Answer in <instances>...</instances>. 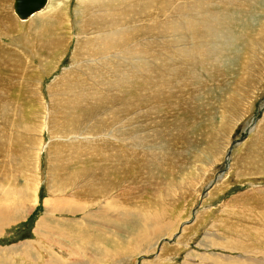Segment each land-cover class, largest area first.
I'll return each instance as SVG.
<instances>
[{
  "label": "rangeland",
  "instance_id": "374dc122",
  "mask_svg": "<svg viewBox=\"0 0 264 264\" xmlns=\"http://www.w3.org/2000/svg\"><path fill=\"white\" fill-rule=\"evenodd\" d=\"M13 1L0 0V56H4L2 59L5 60L13 52L14 58L17 60L11 64L14 65V69L10 70L7 67L11 65L5 64L4 61L2 64L0 63V74H2V78H8L7 80L18 83L17 87L14 86L15 89L11 88L9 94H7L9 90L7 91L6 89V93L2 88L0 89V207L3 208H0V218H3L0 219V264H260L259 262L262 261L261 264H263L264 244H259L257 241L258 237H262L261 231L259 233L258 230L264 229V163H258V165L256 160L253 161L252 155L255 153L253 144L260 141L257 137L264 129V63L261 65L257 64L259 60L264 62V42L257 40L264 41V0H252V6L241 11L232 10L231 7L228 8L230 10L228 12L236 20L231 26V28H234L231 30H236V32L230 35L228 40V48H232V53L229 50H222L221 47H213L215 50L223 52L224 56L226 54L223 62L224 74L218 71L217 74L213 70L208 71L203 67L202 63H196L197 65H189V62L182 64L183 60L179 58H183V56L189 58V56L180 51L185 47L184 44L178 45L182 46L181 49L177 48L175 31L179 33L185 28L194 30L201 27L203 32H205V29H209V21H216L215 26L218 29L220 27L218 33H224L226 36L228 34L226 32V28H228L225 24L226 21L217 20L218 18H216L223 13L222 10L225 11L224 8L228 7V5L225 4L227 7L224 5L226 0H98L99 2L92 0V2L94 1L98 4L95 3L94 7L93 3V6L91 5L88 8L85 3L88 10L83 4L81 5L79 0H50L45 11L33 16L27 22H22L14 14ZM85 1L87 2V0ZM88 1L92 4L90 0ZM106 2L108 4L112 3L107 5ZM220 2L223 5H219ZM135 3H139L137 7ZM99 5H102V7ZM105 5L108 7L113 6V10L109 7L110 11H113L110 12L111 14L107 11L108 7H104ZM201 5L204 7L202 8ZM193 7L198 10L197 12H204L201 10L210 8L213 12H211L212 14L216 13L214 18L210 17L209 19L208 16H204L205 19L201 17L202 19L200 20L197 14H191L194 10ZM96 8H98V11ZM100 8L104 12L99 10ZM135 9L139 12H135ZM95 10L97 13L100 11L106 15L101 14L102 16H100V13L98 15ZM116 11L119 13L117 14ZM47 12L54 13L51 18L53 22L50 23L48 21L41 23V25L30 26L32 23H37L39 18ZM60 14L62 15L61 19ZM56 16L59 18L56 19ZM177 16L180 18H176ZM93 17L97 18H95L96 21H94ZM108 17L110 18L109 20H107ZM111 20H114L115 23ZM170 22L173 24L171 25ZM185 23L186 25H184ZM52 24L57 26L54 27ZM45 26L49 27L50 30L52 29L53 32L50 30L46 32L44 30ZM93 30L94 32H91ZM110 30L111 32H119L118 36H120L117 38L121 47L118 46L119 48H116L117 46H113L114 44L107 45V40H102L103 37L111 33H109ZM99 31L100 33L102 31V33H98ZM173 32H175V40L172 41ZM163 33L164 36H162ZM166 34L169 35L167 36ZM241 35L247 36L248 39L251 38L248 40L250 42H253L252 40L256 38V43L249 44L254 45V48L257 49L251 56L256 53L257 58H262H258V60L254 58L256 59L254 60L248 55L250 52L248 49L250 48L243 42L245 40L241 39ZM89 36L93 37V39ZM99 38L102 42L104 41V45L102 42L99 43ZM164 38L169 42L166 40L167 43ZM59 40H62V45L59 48L55 49L50 46L54 41L59 42ZM39 42H43L42 45ZM97 43L98 46L100 44V47L97 46ZM261 44L262 46H260ZM46 48L48 49L46 50ZM102 48L107 51L102 53ZM169 49L172 53L169 52ZM175 50L178 51L175 52ZM44 52L45 54H43ZM50 53L52 56H50ZM168 53L173 56L174 61L170 60ZM92 54V59L87 57ZM159 56L160 59L158 58ZM163 59L169 60L165 62ZM183 65L185 67L188 65L189 71L182 70L184 68ZM105 66L108 68L107 70ZM179 66H183V68H176ZM254 66L259 68L258 75L260 73L261 75H259L257 80L260 82L253 83V86L252 83L248 84V81L252 79V75L247 67L255 70ZM261 66L262 70H260ZM96 67L99 69L97 70ZM113 68L118 73L113 71ZM86 69H89L87 71L90 72H86ZM118 69L121 70L118 71ZM127 69L129 70L127 71ZM149 71L150 73L145 75V72ZM190 71L194 73V75L192 74L193 76ZM123 73L125 78L124 76L122 77ZM129 73L133 76H129ZM178 73L181 76L180 78H178ZM191 76L193 79H191ZM106 77L112 83L111 87H104V79ZM182 77L183 79H181ZM162 78L165 82L164 85H161V83L163 84ZM118 79H123L124 81L121 80L119 82ZM186 79L188 80L187 82ZM22 80H26L23 86L21 85ZM166 80L173 81L174 84H169ZM189 80L192 82H189ZM135 81L137 84H135ZM154 81L160 83V86ZM238 81H240L238 84L242 85L241 92L238 91L239 96L233 91ZM151 82H154L159 87L162 86L163 90L170 86L166 92V90H160L157 86L154 87ZM179 82V86L183 84L186 88L184 89L183 85L179 87L177 84ZM202 82L207 85H201L200 83ZM55 83L57 85L53 87ZM93 83L96 85H93ZM120 83L124 88L121 87ZM166 83L167 87H164ZM136 86L139 87L137 90L135 89ZM141 86L146 90L145 93ZM188 86L192 88L188 89ZM10 87H12V83H9ZM65 87H68L69 90H66ZM156 87L159 89L157 90ZM74 88L77 89L75 90ZM120 88L122 91L125 89L124 92L120 91ZM83 89L87 90L83 92ZM155 89L156 91H154ZM186 89L192 93L195 90L198 91L192 94L188 93ZM177 90L185 91V94H180L183 99L182 102L178 95L182 92H177ZM154 92H159L160 96L159 93L156 94ZM155 94L156 96H154ZM173 94L175 95L172 96ZM86 95L91 98L90 101L85 100ZM100 95L105 97H100ZM169 96L172 97L170 98ZM236 96L239 97L237 99H239L241 105L239 110L237 109V113H235L236 109L233 108L234 101H232ZM68 97L70 100H68ZM93 97H97L96 99L99 100L97 101ZM157 97L160 98L158 99ZM186 97H190L194 101L196 99V101L192 102L193 100ZM75 98L80 99V101ZM116 98L117 101L119 98L121 99L117 102ZM173 98L177 100L175 99V101ZM72 99L79 103L72 101ZM82 99L84 100L83 105L87 104L88 107L87 105H82ZM105 99H113L114 101L111 100L113 101L111 103V101L107 102ZM142 99L145 102H142ZM149 100L153 102L151 103L150 101L149 104ZM188 100L192 103L190 102L191 104H188L187 111H184L185 108L183 109L182 106L186 102L189 103ZM65 101L72 103L68 109L70 111L72 107L71 112L67 111L69 117L67 120L73 122V125H67L70 123L66 119L64 120L66 123H63L62 114L65 112V107L62 103ZM99 101L101 104H99ZM178 101L180 102L179 104ZM73 102L77 106H74ZM97 102L99 103L97 104ZM103 102L106 104H103ZM169 102L170 104H168ZM176 102L178 105L175 104L174 106ZM130 103H133L132 107ZM161 104H165L163 105L165 107L162 108ZM108 105L113 109L111 110ZM125 105L129 107H127L128 110ZM93 106L95 107L94 109ZM105 106L106 108H103ZM120 106L125 108L123 109L124 114L128 112L131 114L128 113L126 118H123L121 114H124L121 112L122 108ZM170 106L173 107L171 108ZM57 107H59L60 112ZM78 107L79 109H76ZM83 107H87L88 111L83 109ZM116 107L121 110H118L121 117ZM106 110L110 112L106 114ZM195 110H198V120H196V117L194 121H190L192 128H190L189 133L183 132L184 137H189L188 140L194 143H185L183 139L178 140L177 137L173 138V140L169 138L170 136L161 137L158 135L165 131L164 128H170L169 122H171V118L167 116L171 117V113L172 117L177 118L175 119L177 122H186L188 124L191 113ZM161 111L165 112V114ZM90 112L92 113L90 114ZM103 112L105 114H102ZM173 112L175 115H173ZM187 112H189L188 115ZM76 113L77 116H75ZM108 113H111L112 116L115 115L114 118H111L112 116ZM162 114L163 116H160ZM102 115L104 118H100L103 117ZM73 116H75L74 120H72ZM84 117L90 119L93 117L91 126L94 121H99L98 123L94 122L93 126H98L99 131L102 127L107 128V135L102 131L98 132V128H91L94 132L91 130L90 134L86 135L87 126H81L83 121H79L83 120ZM105 117H108L107 120ZM130 117L132 120L129 121ZM110 118L111 120L116 119V121H111ZM121 118V121L118 120ZM140 121H143L142 123L147 122L146 124L149 123V125H145V123L143 125ZM74 122L77 123L76 126ZM125 122L128 123L125 124ZM62 123L63 126L64 124L66 125L65 130L67 131L69 129L73 131V129L78 127L85 130L84 132H74L68 136H63L59 132L63 129H58ZM121 123L123 126L119 125ZM152 123L155 124L151 126ZM161 124L164 126H161ZM142 125L146 127L143 128ZM177 125V123H174L175 127H178ZM147 126L150 129L148 128L147 130ZM174 126L173 128H175ZM130 127L134 128V131ZM137 128H139V131ZM120 129L123 131L122 133ZM152 129L154 131L150 132ZM124 130L129 133H125L127 131ZM118 131L122 135H118ZM155 131L157 132L154 133ZM132 135H137L141 139H137V141L130 140L131 142H129L128 139H132ZM103 136H106L105 141L109 140L107 141L109 147L111 144H116H114V147L112 145L110 148L104 147L108 152H105L104 148H97L94 143L96 139H102ZM149 140L160 142L164 147L163 150L171 151L170 154L174 151L170 148L174 147V154L167 157L168 155L164 156L166 152L164 153L163 151V153H157L156 158L149 152H143L140 157L133 159H130L131 156L128 158L124 154H121L122 157L118 155V158H121L118 167L123 172L116 170L112 163V165L110 164L111 170L118 172L110 175L111 179L103 189L98 192L95 189L96 186H90L88 183L89 179L86 180V178L90 173L96 171L91 166L95 165V163L100 165L101 162V164L111 163V161H107L108 156L106 155H110L109 149L112 148L114 150L111 149L113 153L116 152L115 155H117L120 148L125 150L126 145L128 144L129 146V143L133 142L137 146L139 144L146 146ZM168 141L171 143H168ZM261 143L264 144V139ZM101 150H104L103 153ZM66 155H70L71 158ZM75 156L76 159H74ZM67 157L69 158L68 162ZM145 158H149V163L144 166L142 164L146 160ZM160 158L161 162H158ZM180 158H185L186 160ZM123 159L125 163H122L121 160ZM76 160L78 161L77 164ZM133 160L136 161L133 162ZM74 162L75 164H72ZM126 163L128 164L127 167H125ZM133 163L136 165L135 168ZM67 164H71L70 167ZM83 164L84 166H82ZM138 164H141L140 169ZM143 166L144 169L146 167L144 171L151 170L153 167V175L150 170L146 173L143 172ZM88 167L91 168L86 171ZM84 170L86 173L82 174ZM134 173L137 176L141 175L143 177L144 175V180L141 184L139 183L141 179L138 178L137 182L134 180V177L137 178ZM148 176H150L151 180H148ZM112 181L117 182V184ZM73 184L75 185L73 186ZM65 186L67 188L63 190ZM173 186L175 187L173 188ZM34 187L38 189L37 195L34 194ZM82 189L87 191L79 193ZM125 189L126 191H123ZM101 194L102 196H100ZM124 206L131 207L134 217L119 222L117 220L125 214L123 213L124 211H121L122 209L119 210V207L125 208ZM9 212H11V215ZM114 215L118 216V218ZM151 216L159 217V221L156 219L149 221L146 218ZM133 222L139 224L136 225ZM133 228L135 229L133 230Z\"/></svg>",
  "mask_w": 264,
  "mask_h": 264
},
{
  "label": "bare ground",
  "instance_id": "6f19581e",
  "mask_svg": "<svg viewBox=\"0 0 264 264\" xmlns=\"http://www.w3.org/2000/svg\"><path fill=\"white\" fill-rule=\"evenodd\" d=\"M91 2H92V0H90ZM98 0H96V2H97ZM102 1V0H101ZM104 1H106V0H104ZM107 1H109V0H107ZM111 1V0H110ZM113 1V0H112ZM117 1V0H116ZM14 2H15V0L13 1V5H12V8H13V12H14V14H16L15 13V11H14ZM49 2H50V0H48V2H47V4H46V6L43 8V9H41L39 12H35V14H32L31 15V17L29 18V19H26V20H23V19H21V18H19L18 17V15L16 14V16H17V18L19 19V20H21L22 22H27V21H29L33 16H35V15H37V14H39V13H42L43 11H45L46 10V7L49 5ZM79 2L81 3V5L83 4L84 6H85V3H86V6L89 8V6H93V3H94V7H95V3L96 2H92V4L87 0V2L85 1V0H79ZM99 2V1H98ZM136 2V1H135ZM104 3V2H103ZM110 3V2H109ZM112 3V2H111ZM111 3L110 4H108L107 2H106V4L107 5H111ZM116 3V2H115ZM203 3V2H202ZM252 3H253V1L252 0H226V1H224V5L226 4V5H228V7L225 5V7H227V8H224L225 9V11H223L222 10V14H219L218 15V17H216V18H218L217 20H225L224 22H225V24L227 25V27L229 28L230 27V29H228V28H226L227 30H226V32L228 33H226L227 35L225 36V34L223 35V34H220V33H218L219 32V29H220V27H219V29L215 26L216 24V21H209V23H208V28L209 29H205L204 31L205 32H203V30L201 29V27H200V29H194V30H190L189 28H185V30H181V31H179V33H177V31H175L176 32V45H177V48H182V46H178V45H180V44H184V48L182 49V50H180V51H182L183 52V54H187L188 56H189V58H187V57H184L183 56V58L181 57V58H179V59H182L183 60V62H182V64H186V63H188L189 65H191V64H196V63H202V65H203V67L204 68H206L208 71H216V73H217V71L218 72H220L221 74H224V68H223V62H224V60H225V56H226V54H225V56H224V53L223 52H221V51H219V50H215L213 47H215V46H217V47H221L222 48V50H229V52H231L232 53V48H228L229 47V45H228V40H229V38H230V35H233V34H235V32H236V30L235 31H232L231 29H234V28H231V26H232V24L233 23H235V21L236 20H234L233 18H234V16L231 14V13H229L228 11H230L228 8L229 7H231L232 8V10H238V11H241V10H245V9H248V8H250L251 6H252ZM96 4H98V3H96ZM101 4V3H100ZM114 4V3H113ZM119 4V3H118ZM121 4H123V3H121ZM125 4H127V3H125ZM132 4V3H131ZM130 4V5H131ZM135 4H137V3H135ZM139 4V3H138ZM138 4L137 5H135L136 7L138 6ZM201 4V3H200ZM102 5H104V4H102ZM102 5L100 6V7H102ZM134 5V4H133ZM141 5V4H140ZM204 5V4H203ZM203 5H201L202 6V8L204 7ZM219 5H223L222 4V2H220L219 3ZM85 6V7H86ZM142 6V5H141ZM199 6V5H198ZM87 7H86V10H88L87 9ZM104 7H108V6H104ZM103 7V8H104ZM110 7V6H109ZM108 7V8H109ZM115 7V6H114ZM121 7V6H120ZM122 7H124V6H122ZM224 7V6H223ZM222 7V8H223ZM108 8H107V11H109V14H111L110 12H113V11H110V8H111V10H113L114 8H113V6L112 7H110L109 8V10H108ZM119 8V7H118ZM130 8V7H129ZM194 8V7H193ZM91 9V8H90ZM98 8H96V10H97ZM120 9V8H119ZM256 9V8H255ZM95 10V11H96ZM99 10H101V8L99 9ZM117 10V9H116ZM199 10H201V9H199ZM98 11V10H97ZM97 11H96V13H97ZM101 11H103V10H101ZM119 11V10H118ZM118 11H116L117 12V14L119 13ZM135 12H139V11H137V9H135L134 10ZM196 11V12H195ZM198 10H196V8H194V10H193V13H191L192 15H194V14H197L199 17H200V20L202 19L201 17H204V16H208L209 17V19H210V17H213L214 18V15H215V13L214 14H212L213 12H212V10L209 8V9H203V10H201V11H204V12H197ZM214 11V10H213ZM104 12V11H103ZM190 12V11H189ZM192 12V11H191ZM212 12V13H211ZM58 13H59V11H58ZM94 13V12H93ZM99 13H100V16H102L101 14H105V13H101L100 11H99ZM99 13H97L98 15H99ZM106 13H108V12H106ZM182 13V12H181ZM248 13V12H247ZM54 13H52V12H47L46 14H44V15H42L40 18H39V20L37 21V23H32L30 26H34V25H41V23H44V22H53V20L51 19L52 18V15H53ZM56 15H57V13H55ZM92 14V13H91ZM116 14V13H115ZM114 14V15H115ZM123 14V13H122ZM139 14V13H138ZM1 15V14H0ZM48 15V16H47ZM59 15V14H58ZM61 15V14H60ZM106 15V14H105ZM113 15V14H112ZM172 15V14H171ZM45 16H47V17H45ZM179 16V15H178ZM176 17V18H180V17ZM183 16V15H182ZM186 16V15H185ZM196 16V15H195ZM54 17V16H53ZM61 17H62V15L60 16V19H61ZM86 17V16H85ZM116 17V16H115ZM120 17H121V15H120ZM126 17V16H125ZM173 17V16H172ZM171 17V18H172ZM184 17V16H183ZM59 18V17H58ZM57 18V16H56V19H58ZM94 18V17H93ZM96 18V17H95ZM94 18V19H95ZM104 18V17H103ZM106 18V17H105ZM119 18V17H118ZM176 18H175V20H176ZM215 18V19H216ZM97 19V18H96ZM96 19L94 20V21H96ZM110 18L108 17L107 18V20H109ZM120 19V18H119ZM192 19V18H191ZM191 19H189V21H191ZM204 19H205V17H204ZM203 19V20H204ZM175 20H173V21H175ZM195 20H197L196 18H195ZM202 20V21H203ZM207 20H208V18H207ZM206 20V21H207ZM1 21V20H0ZM5 21V20H4ZM3 21V22H4ZM12 21H13V19H12ZM111 21H113L114 22V20H111ZM126 21V20H125ZM124 21V22H125ZM172 21V22H173ZM117 22V21H116ZM119 23H120V21H118ZM177 22V21H176ZM175 22V23H176ZM188 22V21H187ZM195 22V21H194ZM62 23V22H61ZM60 23V24H61ZM94 23V22H93ZM108 23H110V22H108ZM115 23V22H114ZM122 23V22H121ZM164 23V22H163ZM174 23V22H173ZM173 23H171L170 22V24L172 25ZM179 23V22H178ZM190 23V22H189ZM63 24V23H62ZM84 24V23H83ZM168 24V23H167ZM166 24V25H167ZM190 24H192V23H190ZM198 24V23H197ZM46 25V24H45ZM88 25H89V23H88ZM110 25V24H109ZM118 25H120V24H118ZM177 25V24H176ZM184 25H186V23L184 24ZM187 25H189V24H187ZM199 25V24H198ZM205 25V24H204ZM9 26V25H8ZM43 26V25H42ZM52 26H54V27H56L57 25H55V24H52ZM62 26V25H61ZM89 26H91V24L89 25ZM108 26V25H107ZM183 26V25H182ZM192 26H193V24H192ZM197 26V25H196ZM202 26H203V24H202ZM225 26V25H224ZM96 27V26H95ZM130 27V26H129ZM162 27V26H161ZM179 27V26H178ZM185 27V26H184ZM195 27V26H194ZM198 27V26H197ZM204 27V26H203ZM202 27V28H203ZM206 27V26H205ZM45 29L44 30H46V32H49V30H50V28L49 27H47V26H45L44 27ZM108 28V27H107ZM148 28H149V26H148ZM192 28V27H191ZM9 29H11V28H9ZM32 29V28H31ZM43 29V28H42ZM110 29V28H109ZM223 29V28H222ZM86 30V29H85ZM122 30V29H121ZM175 30V29H174ZM224 30V29H223ZM223 30H222V32H223ZM264 30V29H263ZM13 31V30H12ZM34 31V30H33ZM50 31H52L53 32V30L51 29ZM95 31H98V30H95ZM105 31V30H104ZM225 31V30H224ZM91 32H94V30L93 31H91ZM111 32V30L109 31V33ZM175 32H173V35H172V37L174 38H172L171 40L173 41V40H175ZM261 32H263V31H261ZM54 33H55V31H54ZM98 33H100V31L98 32ZM101 33H102V31H101ZM100 33V34H101ZM108 33V32H107ZM128 33H130V32H128ZM51 34V33H50ZM105 34V33H104ZM118 34H119V32L118 31H113V32H111L110 34H107V36L106 37H100V38H102V40H107V45H109V44H114L113 46H117L116 48H119L118 46H120L121 47V45H120V43H119V41H118V38L117 37H119L118 36ZM170 34V33H169ZM168 34V35H169ZM172 34V33H171ZM53 35V34H52ZM97 35V34H96ZM162 35V34H161ZM167 35V34H166ZM167 35V36H168ZM55 36V35H54ZM54 36H51V37H54ZM94 36H95V34H94ZM162 36H164V33H163V35ZM243 35H241V39H243V40H245V41H243V42H245V44H247V47H249L250 49H248V50H250V52H249V56H251V54L255 51V50H257V49H255L254 47V45H249L250 43L252 44V43H256L255 41H256V38H254L252 41L253 42H250V41H248V40H250L251 38H247V36H243ZM35 37V36H34ZM90 37V36H89ZM249 37V36H248ZM37 38H39V37H37ZM36 38V39H37ZM90 38H92L93 39V37H90ZM99 38V39H100ZM53 39V38H52ZM169 39V38H168ZM102 40L100 39V42L99 43H101L102 42ZM164 40H165V38H164ZM167 40V39H166ZM165 40V41H166ZM259 42H264V41H262V40H260V39H257ZM52 41V40H51ZM87 41H89V40H87ZM168 41V40H167ZM166 41V42H167ZM191 41V42H190ZM91 40H90V44H91ZM106 42V41H105ZM169 42V41H168ZM167 42V43H168ZM247 42V43H246ZM259 42H257V43H259ZM43 43V42H42ZM42 43H40L39 42V44H41L42 45ZM58 43H59V46H58ZM81 43V42H80ZM103 43V45H104V41L102 42ZM164 43V42H163ZM167 43H166V45H167ZM186 44V45H185ZM62 45V40H59V42L58 41H54L53 42V44H51L50 46L52 47V48H55V49H57V48H59L60 46ZM86 45H87V42H86ZM89 45V44H88ZM92 45V44H91ZM93 45H94V42H93ZM107 45H105V46H107ZM165 45V44H164ZM256 45V44H255ZM44 46V45H43ZM58 46V47H57ZM97 46H98V43H97ZM105 46H103V47H105ZM124 46V45H123ZM169 46H170V44H169ZM260 46H262V44L260 45ZM87 47V46H86ZM93 47V46H92ZM98 47H100V44H99V46ZM167 47V46H166ZM38 48V47H37ZM90 48V47H89ZM106 48V47H105ZM104 48V49H105ZM123 48V47H122ZM261 48V47H260ZM48 48H46V50H47ZM51 49V48H50ZM92 49V48H91ZM103 49V48H102ZM102 50L101 52L103 53V51H107V50ZM133 49V48H132ZM166 49V48H165ZM170 49H172V48H170ZM169 49V50H170ZM174 49H176V48H174ZM37 50V49H36ZM110 50V49H109ZM247 50V49H246ZM41 51V50H40ZM172 51H173V49H172ZM176 51H178V50H175V52ZM242 51V50H241ZM39 52V51H38ZM43 52V51H42ZM47 52V51H46ZM124 52V51H123ZM165 52H166V50H165ZM170 53H172L171 52V50L169 51ZM181 52V53H182ZM227 52V51H226ZM244 52H245V50H244ZM260 52V51H259ZM261 52H262V49H261ZM41 53V52H40ZM126 53V52H125ZM14 53L13 52H11V54H9L7 57H6V59L5 60H3L2 58L4 57V56H0V63L2 64L3 63V61H4V63L5 64H8V65H11V64H13L14 62H15V58H14V55H13ZM43 54H45V52L43 53ZM136 54V53H135ZM146 54V53H145ZM158 54V53H157ZM245 54V53H244ZM3 55V54H2ZM47 55V54H46ZM76 56H77V54H75ZM94 55H96V54H94ZM100 55V54H99ZM104 55V54H103ZM131 55V54H130ZM229 55V54H228ZM259 55V54H258ZM50 56H52L51 55V53H50ZM49 56V58H51ZM168 56L170 57V60H172V61H174V59H173V56L171 55V54H169L168 53ZM178 56V55H177ZM261 56H263V55H261ZM54 57V56H53ZM87 57H89V58H91V57H93V54L92 55H90V56H87ZM123 57H124V54H123ZM166 57V56H165ZM253 59L254 58H257V54L255 53L254 55H252L251 56ZM159 59H160V56L158 57ZM163 58V57H162ZM175 58V57H174ZM178 58V57H177ZM244 58V57H243ZM247 58V57H246ZM258 58H262V57H258ZM258 58H257V60H258ZM47 59V58H46ZM92 59V58H91ZM139 59H140V57H139ZM163 60H165V62L167 61V60H169V59H163ZM254 60H256V59H254ZM17 61V60H16ZM113 61V60H112ZM178 61V60H177ZM82 62V61H81ZM116 62V61H115ZM121 62V61H120ZM176 62V61H175ZM106 63H111V62H106ZM254 64H256L255 62H253ZM262 63H264L263 61H258L257 62V64L258 65H261ZM112 64H113V62H112ZM117 64V63H116ZM115 64V65H116ZM125 64V63H124ZM94 65V64H93ZM96 65V64H95ZM105 65H107V64H105ZM197 65V64H196ZM118 66V65H117ZM184 66V65H183ZM183 66L182 67H176V68H179V69H181V68H183ZM249 66H253V65H249ZM14 67V65H11V66H9V67H7L8 68V70H10V69H14L13 68ZM126 67V66H125ZM255 67V70L254 69H250V67H247L248 68V70H249V73L252 75V79L251 80H249L248 81V84H253V83H255V82H260V81H257L258 79H259V75H261V73L258 75V73H259V71H258V67H256V66H254ZM6 68V69H7ZM20 68V67H19ZM19 68H17L18 70H20ZM84 68V67H83ZM105 68H106V66H105ZM262 68V66L260 67V70H262L261 69ZM96 69L98 70L99 68H97L96 67ZM100 69H101V66H100ZM108 68H106V70H107ZM114 70L113 71H116L117 72V70L115 69V68H113ZM122 69V68H121ZM121 69H118V71L119 70H121ZM147 69V68H146ZM194 69V68H193ZM192 69V70H193ZM17 70V71H18ZM79 70V69H78ZM87 70H89V69H86V72H90V71H87ZM103 70V69H102ZM129 69H127V71H128ZM135 70H137V69H135ZM148 70V69H147ZM182 70H187V71H189V67H188V65H187V67H185L184 66V68L182 69ZM191 70V69H190ZM33 71V70H32ZM81 71V70H80ZM101 71V70H100ZM246 71V70H245ZM13 72V71H12ZM20 72V71H19ZM109 72V71H108ZM115 72V73H116ZM138 72H139V70H138ZM174 72H176V71H174ZM179 72V71H178ZM181 72V71H180ZM183 72V71H182ZM191 72V75L193 74L194 75V73H192V71H190ZM189 72V73H190ZM6 73V72H5ZM11 73V72H10ZM105 73V72H104ZM114 73V72H113ZM118 73V72H117ZM128 73V72H127ZM131 73H133V72H131ZM139 73H141V72H139ZM146 73L148 74V73H150V71L149 72H145V75H146ZM35 74V73H34ZM82 74V73H81ZM101 74V73H100ZM175 74V73H174ZM177 74V73H176ZM197 74H199V73H197ZM210 74V73H209ZM215 74V73H214ZM218 74V73H217ZM220 74V75H221ZM246 74V73H245ZM2 74H0V89L2 88L3 90H4V92H6V89H7V91H8V93L7 94H9L10 93V90H11V88H14V86L15 87H17V84L18 83H15V81L13 82L12 80H7V79H4V78H2V76H1ZM65 75V74H64ZM84 75V74H83ZM88 75V74H87ZM108 75V74H107ZM131 74L129 73V76H130ZM150 75V74H149ZM165 75V74H164ZM178 75H179V73H178ZM192 75V76H193ZM200 75V74H199ZM220 75H218V76H220ZM248 75V74H247ZM79 76H81V75H79ZM98 76V75H97ZM124 76V78H125V75H124V73L122 74V77ZM131 76H133V75H131ZM135 76V75H134ZM171 76V75H170ZM192 76H191V79H193L192 78ZM216 76V75H215ZM221 76H223V75H221ZM5 77V76H4ZM117 77V76H116ZM137 77V76H136ZM161 77V76H160ZM173 77V76H172ZM181 76L179 75V77L178 78H180ZM185 77V76H184ZM198 77V76H197ZM201 77V76H200ZM224 77V76H223ZM250 77V76H249ZM13 78V77H12ZM81 78V77H80ZM91 78V77H90ZM89 78V79H90ZM133 78V77H132ZM135 78V77H134ZM140 78V77H139ZM145 78V77H144ZM165 78H166V76H165ZM174 78V77H173ZM173 78H171V79H173ZM176 78V77H175ZM188 78V77H187ZM216 78V77H215ZM221 78V77H220ZM25 79V78H24ZM100 79V78H99ZM98 79V80H99ZM108 78L106 77L105 79H104V87L105 88H108V87H111L110 85L112 84L111 82H110V80H107ZM116 79V78H115ZM135 79H137V78H135ZM134 79V80H135ZM143 79V78H142ZM141 79V80H142ZM167 79H169V78H167ZM181 79H183V77L181 78ZM189 79V78H188ZM195 79V78H194ZM199 79V78H198ZM222 79H224V78H222ZM14 80V79H13ZM87 80V79H86ZM92 80V79H91ZM90 80V81H91ZM93 80H94V78H93ZM98 80H96V81H98ZM102 80V79H101ZM119 80V79H118ZM118 80H117V82H118ZM122 81H124L123 79H121ZM121 80H119V82L121 81ZM133 80V81H134ZM140 80V81H141ZM175 80V79H174ZM179 80V79H178ZM185 80V79H184ZM184 80H183V82H184ZM237 80V79H236ZM235 80V81H236ZM241 80V79H240ZM24 81H26V80H22L21 81V85L23 86V83H24ZM62 81H63V79H62ZM114 81H116V80H114ZM126 81V80H125ZM138 81V80H137ZM144 81V80H143ZM162 81H163V84L161 83V85H164V79L162 78ZM188 80L186 79V82H187ZM61 82V81H60ZM66 82V81H65ZM83 82V81H82ZM93 82H95V81H93ZM118 82V83H119ZM139 82V81H138ZM142 82V81H141ZM149 82V81H148ZM155 82V81H154ZM154 82H151V83H153L154 84ZM166 82L167 83H169V84H174V82L172 81H170V80H166ZM181 82V81H180ZM180 82L179 83H177L178 84V86H179V84H180ZM189 82H192V81H190L189 80ZM195 82V81H194ZM193 82V83H194ZM198 82V81H197ZM240 81H238L237 82V86L235 87V88H233L234 90V92L236 93V94H238V96H239V93H238V91H240L241 89H242V85L240 86L238 83H239ZM245 82H246V80H245ZM9 83H12V87H10L9 88ZM57 83V82H56ZM53 84V87H55L57 84ZM59 83V82H58ZM70 83V82H69ZM90 83V82H89ZM96 83V82H95ZM98 83H99V81H98ZM116 83V82H115ZM117 83V84H118ZM122 83V82H121ZM120 83V84H121ZM155 83H158V82H155ZM167 83H166V86H164V87H167ZM244 83V82H243ZM25 84V83H24ZM74 84V83H73ZM123 84V83H122ZM122 84H121V87H123L122 86ZM129 84V83H128ZM134 84V83H133ZM135 84H137L136 83V81H135ZM139 84V83H138ZM146 84V83H145ZM145 84H143V85H145ZM159 84V86H160V83H158ZM176 84V85H177ZM186 84V83H185ZM195 84V83H194ZM201 85H207L205 82H202V83H200ZM246 84V83H245ZM248 84H247V86H248ZM257 84V83H256ZM93 85H96V84H94L93 83ZM98 85V84H97ZM114 85V84H113ZM150 85V84H149ZM183 85V84H182ZM181 85V86H182ZM71 86V85H70ZM115 86V85H114ZM120 86V85H119ZM118 86V87H119ZM125 86V85H124ZM137 86H139V85H137ZM136 86V90L140 87H137ZM151 86H153L152 84H151ZM155 86H157V85H155L154 84V87ZM159 86H157V87H159ZM170 86V85H169ZM168 86V87H169ZM181 86H179V87H181ZM194 86V85H193ZM196 86H197V84H196ZM245 86V85H244ZM246 86V87H247ZM250 86V85H249ZM252 86V85H251ZM253 86H254V84H253ZM26 87V86H25ZM52 87V86H51ZM62 87V86H61ZM60 87V88H61ZM74 87V86H73ZM99 87H100V85H99ZM135 87V86H134ZM141 87H143V86H141ZM157 87H156V89H157ZM168 87H167V89H168ZM172 87V86H171ZM183 87H184V85H183ZM190 87V88H189ZM9 88V89H8ZM66 88V87H65ZM80 88H82V87H80ZM94 88H96L95 86H94ZM124 88V87H123ZM125 88H127V87H125ZM129 88H131V87H129ZM153 88V87H152ZM160 88V90L162 89L163 90V87L161 86V87H159ZM158 88V89H159ZM173 88V87H172ZM186 87H184V89H185ZM192 87L191 86H188V89H191ZM244 88V87H243ZM15 89V88H14ZM59 89V88H58ZM75 89V88H74ZM77 89V88H76ZM75 89V90H76ZM79 89V88H78ZM117 89V88H116ZM156 89L154 90V91H156ZM157 89V90H158ZM165 89V88H164ZM167 89H165L166 90V92H167ZM179 89V88H178ZM183 89V88H182ZM195 89V88H194ZM29 90V89H28ZM66 90H69V88L67 87L66 88ZM84 90V89H83ZM87 90V89H86ZM86 90H84L83 92H85ZM90 90V89H89ZM109 90V89H108ZM111 90V89H110ZM120 91H122L121 90V88L119 89ZM125 90V89H124ZM124 90L122 91V92H124ZM142 90H144V87H143V89ZM159 90V92L161 93V91ZM165 90H163V91H165ZM171 90V89H170ZM175 90H176V88H175ZM205 90V89H204ZM207 90V89H206ZM236 90V91H235ZM244 90V89H243ZM2 91V90H1ZM13 91V90H12ZM105 91H106V89H105ZM127 91H129V90H127ZM139 91V90H138ZM145 91L146 90H144V93H145ZM147 91H148V89H147ZM172 91H174V90H172ZM178 91H181V90H177V92ZM186 91L188 92V90L186 89ZM198 90H195V91H193V93L194 92H197ZM3 92V93H4ZM50 92H51V88H50ZM71 92V91H70ZM82 92V91H81ZM95 92V91H94ZM97 93H99L98 91H96ZM130 92V91H129ZM134 92V91H133ZM142 92V91H141ZM140 92V93H141ZM159 92H157V93H159ZM169 92V91H168ZM176 92V93H177ZM182 92V91H181ZM189 92H190V90H189ZM188 92V93H189ZM241 92V91H240ZM60 93V92H59ZM77 93V92H76ZM91 93H92V91H91ZM108 93V92H107ZM131 93V92H130ZM129 93V94H130ZM154 93H156V92H154ZM156 93V94H157ZM160 93H159V96H160ZM170 93V92H169ZM172 93V92H171ZM185 94V91L184 92H182V93H179L178 95H179V97L181 96L180 94ZM190 93H192V92H190ZM192 93V94H193ZM201 93V92H200ZM203 93H204V91H203ZM68 94V93H67ZM84 94V93H83ZM93 94V93H92ZM116 94H117V92H116ZM133 94V93H132ZM142 94V93H141ZM147 94V93H146ZM156 94L154 95V96H156ZM164 94V93H163ZM167 94V93H166ZM69 95V94H68ZM74 95V94H73ZM77 95H79V94H77ZM98 95V94H97ZM102 95V94H101ZM100 95V97H105V96H101ZM110 95V94H109ZM118 95V94H117ZM117 95H115V96H117ZM122 95V94H121ZM131 95V94H130ZM135 95V94H134ZM143 95V94H142ZM141 95V96H142ZM171 95V94H170ZM175 94H173L172 96H174ZM177 95V94H176ZM53 96V95H52ZM60 96H61V94H60ZM87 96V95H86ZM111 96H112V94H111ZM123 96V95H122ZM122 96H121V98H122ZM139 97H140V95H138ZM162 96V95H161ZM164 96H165V94H164ZM172 96H169L170 98L172 97ZM183 96V95H182ZM184 96H186V95H184ZM190 97H191V95H189ZM62 97V96H61ZM70 97V96H69ZM68 97V100H70V98ZM72 97V96H71ZM79 97V96H78ZM77 97V98H78ZM91 97V96H90ZM99 97V98H100ZM119 97V96H118ZM127 97V96H126ZM145 97H147L146 95H145ZM145 97H143V98H145ZM177 97V96H176ZM178 97V98H179ZM190 97H186V98H190ZM193 97V96H192ZM83 98V97H82ZM93 98H97V97H93ZM92 98V100H94ZM121 98H119L118 99V101H120V99ZM149 98V97H148ZM147 98V99H148ZM154 98V97H153ZM158 98V97H157ZM160 98V97H159ZM158 98V99H159ZM162 99H164L163 97H161ZM166 98V97H165ZM181 98V97H180ZM194 98V97H193ZM237 98H239V97H234V99L232 100V101H234V107L233 108H235L236 109V111H235V113H237V111L239 110V107L241 106L240 105V103H239V99H237ZM64 99V98H63ZM76 99V98H75ZM74 99V100H75ZM103 99V98H102ZM108 99V98H107ZM125 99V98H124ZM136 99H138V98H136ZM147 99H146V101H147ZM158 99H156V100H158ZM174 99V98H173ZM176 99V98H175ZM174 99V100H175ZM182 99V98H181ZM191 99V98H190ZM0 100H1V98H0ZM61 100V99H60ZM65 100V99H64ZM64 100H61V101H64ZM67 100V99H66ZM73 99H72V101H74ZM76 100H78V99H76ZM83 100V99H82ZM82 100H81V102H82ZM85 100L86 101H90L91 100V98H88V96L87 97H85ZM97 100V99H96ZM99 100V99H98ZM97 100V101H98ZM104 100V99H103ZM111 100H113V99H109V100H106L105 99V101H111ZM126 100V99H125ZM125 100H121V101H125ZM128 100V99H127ZM139 100H140V98H139ZM143 100V99H142ZM170 100V99H169ZM173 100V101H174ZM177 100V99H176ZM175 100V101H176ZM180 100V99H179ZM191 100H193L192 102H195L196 101V99H195V101H194V99H191ZM242 100V99H241ZM78 101H80V99L78 100ZM78 101H74V102H78ZM85 101V102H86ZM100 101H101V98H100ZM99 101V102H100ZM114 101V100H113ZM113 101H111V103L113 102ZM116 101H117V98H116ZM117 101V102H118ZM130 101V100H129ZM133 101V100H132ZM135 101H137V100H135ZM150 101L151 100H149V104H150ZM166 101V100H165ZM164 101V102H165ZM167 101H168V99H167ZM166 101V102H167ZM174 101V102H175ZM183 101V99L181 100V102ZM202 101V100H201ZM73 102V105L74 106H77L76 105V103H74ZM81 102H80V104H81ZM99 102H97V104L99 103ZM102 102V101H101ZM101 102L99 103V104H101ZM128 102V101H127ZM142 102H145L144 100L142 101ZM153 101H151V103H152ZM162 102V101H161ZM165 102V103H166ZM170 102H172V101H170ZM170 102L168 103V104H170ZM188 102L189 103H183L184 105L182 106L183 107V109H184V111H187L186 109L188 108L187 106H188V104L190 105L192 102L190 101V100H188ZM191 102V103H190ZM3 103V102H2ZM57 103V102H56ZM55 103V104H56ZM60 103V102H59ZM79 103V102H78ZM77 103V104H78ZM90 103V102H89ZM116 103V102H115ZM122 103V102H121ZM126 103V102H125ZM124 103V104H125ZM135 103V102H134ZM147 103V102H146ZM180 102L178 101V104H179ZM241 103H242V101H241ZM58 104V103H57ZM56 104V105H57ZM62 104H64V107H65V112L62 114L63 115V123H66V121L64 122V120L66 119H68L69 117H68V115H67V111H69L68 109H69V106L72 104H70V103H68V101H65L64 103H62ZM79 104V105H80ZM84 104V100H83V103H82V105ZM86 104V103H85ZM91 104V103H90ZM89 104V105H90ZM97 104H95L96 106H98ZM103 104H106V103H104L103 102ZM102 104V105H103ZM109 104V103H108ZM120 104V103H119ZM118 104V105H119ZM128 105H129V103H127ZM131 104V103H130ZM133 104V103H132ZM132 104H131V107H132ZM136 104V103H135ZM139 104H141V103H139ZM144 104V103H143ZM175 104H177V102L176 103H174V106H175ZM177 104V105H178ZM194 104V103H193ZM232 104V105H233ZM87 105V104H86ZM86 105H83V106H86ZM93 105V104H92ZM94 105V106H95ZM111 106H112V104H110ZM114 105V104H113ZM138 105V104H137ZM148 105V104H147ZM162 105V104H161ZM163 105H165V104H163ZM163 105H162V108H164L163 107ZM173 105V104H172ZM181 105H182V103H181ZM60 106V105H59ZM93 106V109L96 107H94ZM116 106V105H115ZM124 106V105H123ZM126 106V105H125ZM134 106V105H133ZM180 106V105H179ZM186 106V107H185ZM197 106V105H196ZM5 107V106H4ZM82 107V106H81ZM87 107H88V105H87ZM86 107V108H87ZM108 107H109V105H108ZM128 106H126L125 108H127ZM138 107V106H137ZM143 107V106H142ZM159 107V106H158ZM167 107V106H166ZM171 108L173 107V106H170ZM191 107H193L192 105H191ZM12 108V107H11ZM58 109H59V107H57ZM63 108V107H62ZM86 108H84L83 107V109H86ZM97 108V107H96ZM99 108H100V106H99ZM103 108H106V106L105 107H103ZM110 108V107H109ZM116 108H118V107H116ZM120 108H122V111L121 110H119V108L117 109V112H118V110L119 111H121V112H123V109H125L124 107H121L120 106ZM129 108V107H128ZM128 108H127V110H128ZM159 108H161V107H159ZM169 108V107H168ZM167 108V109H168ZM175 108V107H174ZM232 108V109H233ZM76 109H79V107L78 108H76ZM80 109H82V108H80ZM91 109H92V107H91ZM93 109H92V112H93ZM111 109V108H110ZM113 109V108H112ZM111 109V110H112ZM132 109V108H131ZM154 109V108H153ZM166 109V110H167ZM234 109V110H235ZM238 109V110H237ZM71 110H72V107H71ZM71 110L69 111V112H71ZM73 110H75V109H73ZM87 111H88V109H86ZM90 110V109H89ZM102 110V109H101ZM104 110V109H103ZM151 110V109H150ZM149 110V111H150ZM161 110V109H160ZM165 110V111H166ZM169 110V109H168ZM176 110V109H175ZM206 110H208V109H206ZM76 111V110H75ZM83 111V110H82ZM97 111V110H96ZM130 111H132V110H130ZM148 111V112H149ZM157 111H158V109H157ZM163 111V110H162ZM161 111V112H162ZM192 111V110H191ZM59 112H60V109H59ZM61 112H62V110H61ZM68 112V113H69ZM74 112V111H73ZM92 112H90V114L92 113ZM106 112V114H107V112H110L109 110H106L105 111ZM105 112H103L102 114H105ZM112 112V111H111ZM116 112V113H117ZM128 112V111H127ZM132 112H134V111H132ZM167 112V111H166ZM171 112V111H170ZM175 112V111H174ZM173 112V113H174ZM183 112V111H182ZM230 112H232V111H230ZM12 113H13V111H12ZM112 113H115V112H112ZM126 113V112H125ZM128 113H130V112H128ZM127 113V114H128ZM152 113V112H151ZM158 113V112H157ZM163 114H165V112H162ZM169 113V112H168ZM179 113H180V111H179ZM188 113L189 112H187V115H188ZM233 114H235L234 112H232ZM71 114V113H70ZM80 114H81V112H80ZM108 114H110V116H112L111 115V113H108ZM118 114H119V116H120V112H118ZM123 114H124V112H123ZM127 114H124L125 115V117H124V115H122L121 114V116H123V118H126V115ZM131 114V113H130ZM129 114V115H130ZM149 114H150V112H149ZM163 114L162 115H160V116H163ZM177 114H178V112H177ZM176 114V115H177ZM227 114H229V113H227ZM57 115V114H56ZM59 115H60V113H59ZM75 115V114H74ZM82 115H84V114H82ZM136 115V114H135ZM151 115V114H150ZM156 115V114H155ZM154 115V116H155ZM166 115H167V113H166ZM173 115H175V113L173 114ZM183 115V114H182ZM181 115V116H182ZM70 116V115H69ZM72 116V115H71ZM75 116H77V113H76V115ZM75 116H73V119L72 120H74V117ZM100 116V115H99ZM103 116V115H102ZM105 116H107V115H105ZM109 116V117H110ZM114 116L115 115H113L111 118H114ZM120 116V117H121ZM159 116V115H158ZM179 116V115H178ZM197 116H199V114H198V110H195V111H193V113H191V116H190V120H189V122H188V124L185 122V123H180V121H176L175 119H177V118H174V116L172 117V113H171V117L170 116H167V117H169V118H171V122H169L168 124H169V126H170V128H164L165 129V131L163 132V133H159L158 135L159 136H161V137H163V136H166V137H168V136H170L169 138H178V140L179 139H183V141L186 143V142H189V143H194V142H191V141H189L188 140V138L189 137H184V133L183 132H188L189 133V130H190V128H192V126H191V124H190V121H194V119H196V117ZM88 117V116H87ZM117 117H118V115H117ZM120 117H118V118H120ZM139 117H141V116H139ZM147 117V116H146ZM149 117V116H148ZM165 117V116H164ZM175 117H177V116H175ZM83 118V117H82ZM93 118V117H92ZM91 118V119H92ZM100 118H104V116L103 117H100ZM100 118H99V120H100ZM108 118V117H107ZM107 118L105 117V119L107 120ZM111 118H110V120H111ZM116 118V117H115ZM136 118H137V116H136ZM156 118H159V117H156ZM163 118V117H162ZM70 119H71V117H70ZM91 119L90 118H85L84 117V119L83 120H79V121H83V122H81V126H87V129H86V135H88V134H90L89 132L92 130L91 128H98V132H100V131H102L103 133H105V135H107V132L106 131H108V129L107 128H105V127H102V129H100V131H99V127L97 126H93V124H95L94 122H96V123H98L97 121H94L93 122V124H92V126H91ZM96 119V118H95ZM94 119V120H95ZM98 119V118H97ZM117 119V118H116ZM116 119H112V120H115L116 121ZM128 119V118H127ZM150 119V118H149ZM179 119H183V118H179ZM61 120V119H60ZM78 120V119H77ZM76 120V121H77ZM103 120V119H102ZM109 120V119H108ZM111 120V121H112ZM118 120H122V118L121 119H118ZM130 120H132L131 119V117L129 118V121ZM162 120V119H161ZM164 120H165V118H164ZM196 120H198V117H197V119ZM264 120V119H263ZM78 121V122H79ZM101 121V120H100ZM137 121H138V118H137ZM136 121V122H137ZM145 121V120H144ZM157 121H158V119H157ZM160 121V120H159ZM167 121V120H166ZM2 122V121H1ZM67 122H69L68 120H67ZM104 122V121H103ZM106 122V121H105ZM110 122V121H109ZM118 122V121H117ZM117 122H115V123H117ZM141 123L143 122V121H140ZM161 122V121H160ZM160 122H158L159 124H160ZM162 122H163V120H162ZM182 122V121H181ZM63 123L59 126V128L58 129H63V130H60L59 132H60V134H62L63 136L65 135V136H68L70 133L71 134H73L74 132H78V133H80V132H84V130L85 129H80V127H78V128H76V129H73V131H71L70 129L67 131V130H65L66 129V125L64 124V126H63ZM70 124H67V125H71L73 122H69ZM107 123V122H106ZM112 123V122H111ZM123 123V122H122ZM122 123L121 124H119V125H122ZM126 123H128V122H125V124ZM138 123V122H137ZM145 123V125H149V123L148 124H146L147 122H144ZM144 123H142L143 125H144ZM165 123H167V122H165ZM174 123H177L178 125V127H175L174 126ZM1 124V123H0ZM76 124L77 123H75L74 122V125L76 126ZM103 124V123H102ZM109 124V123H108ZM124 124V125H125ZM140 124V123H139ZM153 124H155V123H152L151 124V126L153 125ZM196 124V123H195ZM73 125V124H72ZM97 125V124H96ZM100 125V124H99ZM115 125V124H114ZM128 125V124H127ZM142 125V126H143ZM262 125V124H261ZM123 126V125H122ZM121 126V127H122ZM135 126H136V124H135ZM140 126V125H139ZM138 126V127H139ZM141 126V127H142ZM156 126V125H155ZM161 126H164L163 124H161ZM173 126L175 127V128H173ZM196 126V125H195ZM65 127V128H64ZM68 127V126H67ZM128 127V126H127ZM133 127H134V125H133ZM137 127V126H136ZM146 127V126H145ZM144 126H143V128H145ZM264 127V126H263ZM85 128V127H84ZM101 128V127H100ZM114 128V127H113ZM120 128V127H119ZM130 128H132V127H130ZM135 128V127H134ZM134 128H132V131H134L133 129ZM148 126H147V130H148ZM259 128V127H258ZM58 129H56V130H58ZM106 129V130H105ZM125 129H127V128H125ZM139 128H137V130H138ZM150 129V128H149ZM174 129H176L175 131H174ZM113 130V129H112ZM128 130V129H127ZM127 130H124V131H127ZM131 130V129H130ZM129 130V131H130ZM143 130V129H142ZM142 130H141V132H142ZM154 130H155V128H154ZM153 129H152V131H150V132H153L154 131ZM93 132H94V130H92ZM120 131H121V129H120ZM120 131H118L117 133H118V135L119 134H121L123 131H121V133H120ZM131 131V132H132ZM139 131V130H138ZM146 131V130H145ZM158 131V130H157ZM157 131H155L154 133H156ZM260 131V130H259ZM32 132V131H31ZM95 132H97V131H95ZM115 132H116V130H115ZM130 132V133H131ZM149 132V133H150ZM116 133V134H117ZM125 133H129L128 131L127 132H125ZM125 133H123V134H125ZM182 133H183V135H182ZM67 134V135H66ZM96 134V133H95ZM136 134V133H135ZM151 134V133H150ZM187 134V133H186ZM258 134V133H257ZM122 135V134H121ZM157 135V134H156ZM171 135H173V136H171ZM100 136V135H99ZM139 136H141V135H139ZM152 136V135H151ZM155 136V135H154ZM213 136V135H212ZM211 136V137H212ZM258 136V135H257ZM82 137V136H81ZM106 136H103V138L102 139H96L95 141H94V143L96 144V146H97V148H99V149H102V148H104V147H106V148H110L111 147V145H110V147H109V143L107 142V141H109V140H107V141H105V138ZM119 137V136H118ZM143 137H147V136H143ZM209 137V136H208ZM210 137V138H211ZM124 138V137H123ZM122 138V139H123ZM127 138V137H126ZM132 139H128L129 140V142H131L130 140H135V141H137V139H139L138 137H137V135L135 136H133L132 135V137H131ZM258 139H260V141L259 142H254V144H253V146H254V148H255V153L252 155L253 156V161L254 160H256L255 162L258 164V163H264V144L263 143H261V141H263V139H264V129L262 130V132H260L259 133V136L257 137ZM125 139V138H124ZM123 139V140H124ZM141 139V138H140ZM139 139V140H140ZM154 139V138H153ZM187 139V140H186ZM254 139V138H253ZM138 140V141H139ZM147 140V139H146ZM145 140V141H146ZM174 140V139H173ZM177 140V141H178ZM211 140V139H210ZM124 141H126V140H124ZM134 141V142H135ZM144 142V141H143ZM213 142V141H212ZM253 142V141H252ZM80 143V142H79ZM108 143V144H107ZM137 143V142H136ZM142 143V142H141ZM145 144H146V142H144ZM147 143L148 144H146V146L144 145V146H142V145H140L139 143V146H137V145H134V143L132 142V143H129V146H128V144L126 145L127 147H126V149L125 150H123L122 148H120V150H119V152H118V154L117 155H115V153H113V151L111 150V149H109V152H110V155L109 154H106L107 156H108V159H107V161H111V163H107V164H101L100 163V165L99 164H97V163H95V165H92L91 167L93 168V170H96L95 172H92V173H90L89 175H88V177L86 178V180L87 179H89V181H88V183L90 184V186L91 187H95L96 186V191H98V192H100V190L101 189H103V187L106 185V183L111 179L110 178V175L111 174H113V173H116V172H118V171H116V172H113L111 169V166H110V164L112 165V163L114 164V168L116 169V170H119V171H121V172H123L122 171V169H120L119 167H118V165L120 164L119 163V160L121 159V158H118L119 156L118 155H121V154H124L125 156H128V158L130 157V159H133V158H136V157H140L141 155H142V153L143 152H149L150 154H152V155H154L155 157L157 156L156 154L157 153H160V152H162L163 153V146L161 145V143L160 142H157V141H155V140H152V141H150L149 140V142L147 141ZM168 143H171V142H169L168 141ZM72 144V143H71ZM115 144V143H114ZM114 144L112 145L113 147H114ZM125 144V143H124ZM69 145V144H68ZM81 145V144H80ZM116 145V144H115ZM168 146H170L169 144H168ZM173 146V145H172ZM171 146V147H172ZM62 147V146H61ZM95 147V146H94ZM83 148V147H82ZM92 148V147H91ZM165 148H166V146H165ZM167 148H169V147H167ZM105 149V148H104ZM171 150L173 149L174 151L173 152H175V149H174V147L173 148H170ZM71 150V149H70ZM90 150V149H89ZM106 151L105 152H108L107 151V149H105ZM117 150V151H118ZM60 151V150H59ZM62 151V150H61ZM81 151V150H80ZM92 151V150H91ZM94 151V150H93ZM102 151V150H101ZM104 151V150H103ZM103 151H102V153H103ZM79 152V151H78ZM166 152V154L164 155V156H166V155H168L167 157H170L171 155H173L174 153L172 152L171 154H170V152L171 151H164V153ZM72 153H73V151H72ZM81 153V152H80ZM93 153V152H92ZM190 153V152H189ZM100 154H101V152H100ZM105 154V153H104ZM77 155V154H76ZM84 155V154H83ZM91 155H93V154H91ZM106 155H105V157H106ZM161 155V154H160ZM66 156H68L69 158H71L70 157V155H66ZM90 156V155H89ZM88 156V157H89ZM94 156V155H93ZM99 156H101V155H99ZM98 156V157H99ZM163 156V155H162ZM249 156V155H248ZM67 157V158H68ZM120 157H122V155L120 156ZM148 157H150V156H148ZM158 157H160V156H158ZM69 158L67 159V162H68V160H69ZM74 158V157H73ZM94 158V157H93ZM157 158V157H156ZM172 158V157H171ZM250 158V157H249ZM63 159V158H62ZM74 159H76V156H75V158ZM79 159V158H78ZM106 159V158H105ZM125 159V158H124ZM123 159V160H124ZM146 160L144 161V163L142 164V165H148V163H149V158H145ZM153 159H154V157H153ZM169 159V158H168ZM180 159H185V158H180ZM192 159V158H191ZM66 160V159H65ZM71 160V159H70ZM91 160V159H90ZM89 160V161H90ZM93 160V159H92ZM94 160H95V158H94ZM123 160H121L122 161V163H125V160L123 161ZM141 161H142V159H140ZM152 160V159H151ZM171 160V159H170ZM186 160V159H185ZM57 161V160H56ZM61 161V160H60ZM73 161V160H72ZM75 161V160H74ZM131 161V160H130ZM129 161V162H130ZM134 161H136V160H133V162ZM252 161V162H253ZM54 162V161H53ZM63 162V161H62ZM66 162V161H65ZM94 162V161H93ZM92 162V163H93ZM97 162V161H96ZM158 162H161V158L160 159H158ZM171 162V161H170ZM183 162H185V161H183ZM249 162H250V160H249ZM248 162V163H249ZM64 163V162H63ZM70 163V162H69ZM78 163V161L76 160V164ZM82 163V162H81ZM105 163H106V161H105ZM138 163H139V161H138ZM254 163V162H253ZM252 163V164H253ZM256 163H254V164H256ZM72 164H75V162L74 163H72ZM134 164V163H133ZM140 164V165H141ZM253 164V165H254ZM68 165V164H67ZM66 165V166H67ZM70 165L71 164H69L68 166L70 167ZM91 165V164H90ZM122 165V164H121ZM126 166L125 167H127V163L125 164ZM135 165V164H134ZM139 165V164H138ZM137 165V166H138ZM138 166V168L139 167H141V166ZM153 165V164H152ZM160 165V164H159ZM259 165V164H258ZM63 166H64V164H63ZM67 166V167H68ZM77 166V165H76ZM82 166H84V164L82 165ZM144 166H143V172H147L148 170H150V169H148V167H147V171H144V170H146V167H145V169H144ZM171 166V165H170ZM252 166V165H251ZM257 166V165H256ZM262 166V165H261ZM263 166H264V164H263ZM67 167L64 169L65 171H66V169H67ZM91 167H88L87 169H86V171L89 169V168H91ZM95 167H97V168H95ZM121 167V166H120ZM123 167V166H122ZM136 167V165L134 166V168ZM186 167V166H185ZM133 168V167H132ZM131 168V169H132ZM153 168V167H152ZM152 168H151V170H150V173L152 174ZM181 168V167H180ZM260 168V167H259ZM70 169V168H69ZM83 169H85L84 167H83ZM140 169V168H139ZM138 169V170H139ZM61 170V169H60ZM64 171V172H65ZM86 171L84 170V172L82 173V174H85L86 173ZM136 171V170H135ZM257 171V170H256ZM70 172V171H69ZM134 172V171H133ZM137 172V171H136ZM67 173V172H66ZM78 173V172H77ZM132 173V172H131ZM130 173V174H131ZM142 173V172H141ZM149 173V172H148ZM58 174V173H57ZM133 174V173H132ZM135 174L136 173H134V176H135ZM81 175V174H80ZM129 175V174H128ZM148 175H150V174H148ZM153 175V174H152ZM152 175H150V176H152ZM78 177H79V175H77ZM83 176V175H82ZM114 176V175H113ZM133 176V175H132ZM136 176H137V174H136ZM150 176H148V180L150 179ZM172 176V175H171ZM112 177V176H111ZM130 177V176H129ZM143 177H144V175H143ZM143 177L141 176V175H138L137 176V178L136 177H134V180L136 181L138 178L139 179H141V181H139V183L141 184L142 182H143ZM114 178H115V176H114ZM127 178V177H126ZM152 178V177H151ZM76 179V178H75ZM116 181H117V179H115ZM151 180V179H150ZM74 181V180H73ZM135 181H134V183H135ZM62 182V181H61ZM112 182H115V181H112ZM137 182V181H136ZM33 183V182H32ZM77 183H78V179H77ZM110 183V182H109ZM116 184H117V182H115ZM75 184H73V186H74ZM76 185H78V184H76ZM174 185V184H173ZM34 186H36L35 184H34ZM38 186V185H37ZM72 186V185H71ZM88 186V185H87ZM118 187V186H117ZM170 187H171V185H170ZM175 186H173V188H174ZM67 188V186H65V188L63 189V190H65ZM72 188V187H71ZM106 188V187H105ZM111 189V188H110ZM55 190V189H54ZM83 191H87V190H80V192L79 193H82ZM123 191H126V189L125 190H123ZM217 191V190H216ZM37 192H38V189H36V187H34V194H36L37 195ZM95 192V191H94ZM12 193V192H11ZM97 195V194H96ZM109 195V194H108ZM100 196H102V194L100 195ZM54 199V198H53ZM38 201V200H37ZM97 202V201H96ZM125 208H127V209H125V208H120L119 207V210H121V211H124L123 213H125L124 214V216L122 217V218H120V219H118L117 221H119V222H123V221H126V220H128L129 218H133L134 217V212L131 210V207L129 208L128 206H124ZM1 208V207H0ZM1 209H3V208H1ZM146 209V208H145ZM144 209V210H145ZM8 210V209H7ZM52 210V209H51ZM111 210V209H110ZM119 210H118V212H119ZM1 211V210H0ZM4 211V210H3ZM2 211V212H3ZM10 211V210H9ZM50 211V210H49ZM5 212V211H4ZM3 212V213H4ZM8 212V211H7ZM11 212H9V214H10ZM105 213V212H104ZM5 214H7V213H5ZM8 214V215H9ZM96 214V213H95ZM103 214V213H102ZM3 215V214H2ZM11 215V214H10ZM142 215V214H141ZM1 216V215H0ZM115 216V215H114ZM146 216V215H145ZM116 218H118V216H115ZM2 218V217H1ZM0 218V219H1ZM149 221H151V220H153V219H156V220H158L159 221V217H155V216H151V217H146ZM3 219V218H2ZM133 220V219H132ZM3 222V221H2ZM138 222V221H137ZM127 223H129V222H127ZM133 223H136V222H133ZM132 223V224H133ZM148 223V222H147ZM131 224V223H130ZM139 223H136V225H138ZM153 224H157V223H153ZM132 227V226H131ZM139 227V226H138ZM41 229V228H40ZM39 229V230H40ZM50 229V228H49ZM135 228H133V230H134ZM137 229V228H136ZM141 229V228H140ZM138 230V229H137ZM42 231V230H41ZM40 231V232H41ZM128 231H129V228H128ZM131 231V230H130ZM260 231H261V235H262V237H258V241H257V243H259V244H264V229L263 228H261V229H259L258 230V232L260 233ZM133 232V231H132ZM137 232V231H136ZM53 233V232H52ZM153 233V232H152ZM141 234V233H140ZM157 234H158V232H157ZM233 234V233H232ZM144 236V235H143ZM243 237V236H242ZM145 238V237H144ZM148 238V237H147ZM257 240V239H256ZM74 241H75V239H74ZM98 247V246H97ZM246 255V254H245ZM59 261V260H58ZM263 262V261H262ZM262 262H259L260 264L262 263ZM264 264V263H263Z\"/></svg>",
  "mask_w": 264,
  "mask_h": 264
},
{
  "label": "water",
  "instance_id": "95a60500",
  "mask_svg": "<svg viewBox=\"0 0 264 264\" xmlns=\"http://www.w3.org/2000/svg\"><path fill=\"white\" fill-rule=\"evenodd\" d=\"M47 2L48 0H15L14 11L19 18L26 20L43 9Z\"/></svg>",
  "mask_w": 264,
  "mask_h": 264
}]
</instances>
